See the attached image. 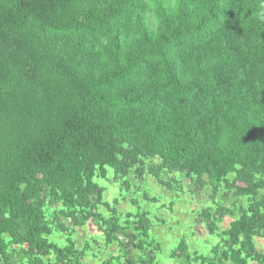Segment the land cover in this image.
<instances>
[{
  "label": "trees",
  "instance_id": "obj_1",
  "mask_svg": "<svg viewBox=\"0 0 264 264\" xmlns=\"http://www.w3.org/2000/svg\"><path fill=\"white\" fill-rule=\"evenodd\" d=\"M145 172L248 196L222 255L264 264V0H0V264H85L71 231H128L99 180ZM147 216L125 215L129 254L154 246Z\"/></svg>",
  "mask_w": 264,
  "mask_h": 264
},
{
  "label": "rangeland",
  "instance_id": "obj_2",
  "mask_svg": "<svg viewBox=\"0 0 264 264\" xmlns=\"http://www.w3.org/2000/svg\"><path fill=\"white\" fill-rule=\"evenodd\" d=\"M112 175L99 182L106 189L105 201L114 205V201L118 199L119 213L123 215L121 223L128 228V231L121 233L120 240L111 244L107 243L92 222L78 228L75 232L71 231L78 248L83 249L84 246H89L82 257L85 264H144L151 255L157 256L158 264H202L194 256L195 253L207 257L213 264H233L222 255L224 247L220 245L222 232L239 217L240 209L248 206V196L237 194L235 189L227 188L215 194L209 186L203 189L199 186L195 187L191 184L190 178L178 174L164 176V179L172 182L174 189H169L160 185L148 172H145L143 176L132 174L126 178L129 184L127 189L121 181L116 182ZM173 178L177 182L172 181ZM260 191L264 195V188ZM145 193L150 199L157 198L158 201L146 200ZM219 205L227 207L232 212L220 217V214H216ZM207 207L215 209L212 213L219 218L214 232L209 231L206 222L201 218V212ZM100 212L106 213L107 209L101 207ZM129 212L134 215L148 214L145 221L155 243L151 248L147 246L146 251L131 248L129 254L123 245L127 241L129 244L138 242L137 237L134 236L137 232L134 230V224L126 225L125 222V215ZM135 219L136 216L131 221ZM57 224L50 239L61 246L66 245V235L59 230V223ZM182 240L187 243L186 256H181L179 251ZM255 246L259 255L263 257L264 239L256 237ZM174 251L177 253L176 257L173 255Z\"/></svg>",
  "mask_w": 264,
  "mask_h": 264
}]
</instances>
